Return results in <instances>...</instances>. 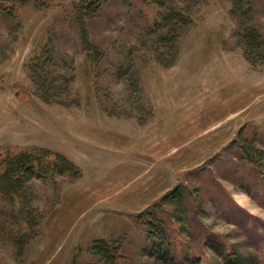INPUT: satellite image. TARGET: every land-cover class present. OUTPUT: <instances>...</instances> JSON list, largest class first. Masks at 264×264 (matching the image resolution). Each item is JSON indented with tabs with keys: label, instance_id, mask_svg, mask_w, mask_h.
Instances as JSON below:
<instances>
[{
	"label": "rangeland",
	"instance_id": "374dc122",
	"mask_svg": "<svg viewBox=\"0 0 264 264\" xmlns=\"http://www.w3.org/2000/svg\"><path fill=\"white\" fill-rule=\"evenodd\" d=\"M157 1L84 0V39L81 0H0V154L80 170L28 183L34 230L0 199V264H105L98 240L118 264H264V0L247 21L229 0ZM170 9L190 24L163 38Z\"/></svg>",
	"mask_w": 264,
	"mask_h": 264
},
{
	"label": "trees",
	"instance_id": "16d2710c",
	"mask_svg": "<svg viewBox=\"0 0 264 264\" xmlns=\"http://www.w3.org/2000/svg\"><path fill=\"white\" fill-rule=\"evenodd\" d=\"M160 7L161 4L157 0H153ZM232 5V12H237L242 20L247 21L250 18L251 9L247 0H229ZM83 8L80 9L78 16L79 27L83 32L84 39H86L84 20L87 12L92 9V3H84L81 0ZM169 12L164 15L160 22L155 24L157 30L163 33V38L173 34L175 23L182 20L183 26H188L190 20L187 17H181L175 12L174 9L168 10ZM250 29V28H249ZM248 48H253L259 44V34L251 29L246 34ZM86 41V40H85ZM45 88L43 89V91ZM50 89H46L45 93H48ZM43 100L48 101L44 96H41ZM252 149V148H251ZM251 151V150H250ZM248 152V151H247ZM248 157V156H247ZM251 159V157H248ZM73 178H77L80 175V170L71 163L63 155L44 148H31L23 149L20 151L6 150L3 154H0V199L10 202L15 206L16 200L23 205L24 208V223L25 226L34 230L39 225V218L36 208L31 206L28 202L27 185L34 178L69 175ZM178 188H175L173 192H176ZM172 192V193H173ZM163 200H168V196ZM26 237V236H23ZM24 239V238H22ZM17 240L19 249H23L27 240ZM167 240L164 237L161 242L156 245L157 254L160 258L167 263H171L173 258L169 246L166 244ZM92 251L100 256L105 264H118L120 258L119 248L111 242L105 240H98L93 243ZM226 264H245V259L240 256H229L224 259Z\"/></svg>",
	"mask_w": 264,
	"mask_h": 264
}]
</instances>
